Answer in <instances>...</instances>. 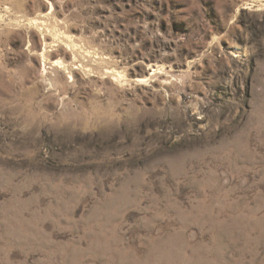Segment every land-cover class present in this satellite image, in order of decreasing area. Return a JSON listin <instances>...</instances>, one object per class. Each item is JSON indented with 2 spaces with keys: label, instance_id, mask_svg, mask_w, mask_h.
I'll return each mask as SVG.
<instances>
[{
  "label": "rangeland",
  "instance_id": "374dc122",
  "mask_svg": "<svg viewBox=\"0 0 264 264\" xmlns=\"http://www.w3.org/2000/svg\"><path fill=\"white\" fill-rule=\"evenodd\" d=\"M0 264H264V0H0Z\"/></svg>",
  "mask_w": 264,
  "mask_h": 264
}]
</instances>
